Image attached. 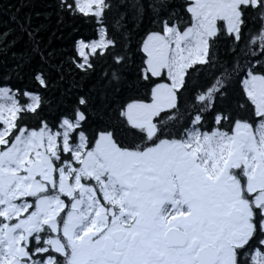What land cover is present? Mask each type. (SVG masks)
Listing matches in <instances>:
<instances>
[{"label":"snow or ice","instance_id":"6c2138e0","mask_svg":"<svg viewBox=\"0 0 264 264\" xmlns=\"http://www.w3.org/2000/svg\"><path fill=\"white\" fill-rule=\"evenodd\" d=\"M0 10V264H264V0Z\"/></svg>","mask_w":264,"mask_h":264},{"label":"trees","instance_id":"16d2710c","mask_svg":"<svg viewBox=\"0 0 264 264\" xmlns=\"http://www.w3.org/2000/svg\"><path fill=\"white\" fill-rule=\"evenodd\" d=\"M0 4H3L5 6L12 5L14 9L15 7L20 6V0H0ZM27 11H28L27 8L22 9L21 15H23ZM8 15H10V13H8L7 15H4L2 10H0V16H2L3 19H8Z\"/></svg>","mask_w":264,"mask_h":264}]
</instances>
